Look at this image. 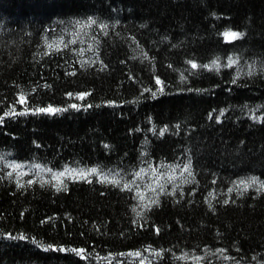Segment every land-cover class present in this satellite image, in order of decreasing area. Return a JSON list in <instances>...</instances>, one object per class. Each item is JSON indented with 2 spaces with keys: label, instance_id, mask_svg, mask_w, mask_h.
Listing matches in <instances>:
<instances>
[{
  "label": "trees",
  "instance_id": "trees-1",
  "mask_svg": "<svg viewBox=\"0 0 264 264\" xmlns=\"http://www.w3.org/2000/svg\"><path fill=\"white\" fill-rule=\"evenodd\" d=\"M0 264H264V0H0Z\"/></svg>",
  "mask_w": 264,
  "mask_h": 264
},
{
  "label": "snow or ice",
  "instance_id": "snow-or-ice-1",
  "mask_svg": "<svg viewBox=\"0 0 264 264\" xmlns=\"http://www.w3.org/2000/svg\"><path fill=\"white\" fill-rule=\"evenodd\" d=\"M226 35H230L233 39H239V38H241L244 34H243V33H230V34H226ZM193 67H196V65L193 64ZM157 83H158V84L160 83L159 79H157ZM160 91H163V89H160ZM69 95H71V94H69ZM84 95H86V94H80V95L78 96V98L83 99V98H84ZM153 96H155V93H153ZM20 102L23 103V98H21V101H20ZM71 107L75 108V107H77V105H71ZM36 111H37V112L55 113V112H57V111H63V109H54V108H52L51 106H49L48 108H39V109H36ZM222 114H223V113H221V115H222ZM93 171H95V170H93ZM19 238H20V239H24L23 236H21V237H19ZM49 248H51V246H49ZM46 250H47V249H46ZM60 251H63V249H61ZM79 251H83V250H79Z\"/></svg>",
  "mask_w": 264,
  "mask_h": 264
}]
</instances>
